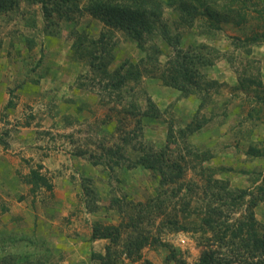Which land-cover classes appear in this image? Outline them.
<instances>
[{"label":"rangeland","instance_id":"obj_1","mask_svg":"<svg viewBox=\"0 0 264 264\" xmlns=\"http://www.w3.org/2000/svg\"><path fill=\"white\" fill-rule=\"evenodd\" d=\"M197 1L195 5L226 12L223 17L228 21L211 28L202 15L188 23L177 9L164 6L161 24L145 36V52L128 33L94 18L86 10L87 1L71 21L57 16L46 19L41 6L27 0L0 11V139L8 144V149L0 145V236L44 240L55 264H101L93 255L105 256L110 242L91 240L94 225L132 222L137 231L177 249L180 258L194 264L205 249L202 219L209 176L203 171L214 170V178L229 182L232 190L257 193L264 176V42L251 46L246 39L264 35V20L255 12L264 7V0ZM164 28L180 38L185 53L205 62L198 66L205 80L220 84L212 90V104L200 114L212 118L211 125L194 135L183 136L179 131L192 121L199 99L182 98L156 78L162 67L155 68L174 55L163 37ZM102 35L104 41L93 46ZM78 36L85 39L76 50ZM245 49L253 53L247 55ZM125 62L137 66L142 77L114 89L106 74ZM245 79L256 83L239 88ZM149 99L162 116L144 117L141 134L137 117L148 110ZM171 125L174 130L169 133ZM128 138L133 145L165 150V160L178 162L186 171L185 190L178 194L175 188L169 189L161 198V209L152 208L140 216H134L139 211L136 206L150 203L160 193L158 175L141 167L110 170L106 166L110 161L106 151L117 146H124L132 160L140 158L132 145L125 146ZM250 147L260 154H249ZM197 152L207 157H195ZM38 165L53 190L43 188L32 194L23 179ZM85 185L97 192L95 212L87 208V203L94 204ZM113 199L129 205L120 213L111 207ZM245 210L246 206L228 208L227 216L233 219ZM255 213L264 228V201ZM173 221L188 230L174 231ZM134 228L125 227L122 239ZM32 247L19 242L7 251ZM168 247L147 246L141 258L121 255L117 264H166Z\"/></svg>","mask_w":264,"mask_h":264},{"label":"trees","instance_id":"obj_2","mask_svg":"<svg viewBox=\"0 0 264 264\" xmlns=\"http://www.w3.org/2000/svg\"><path fill=\"white\" fill-rule=\"evenodd\" d=\"M18 0H0V11L7 12L11 10ZM32 4H38L42 8L43 15L46 19H55L71 21L75 13L81 12L82 2L87 1L86 10L96 19H99L105 26L114 30H121L128 33L133 41H135L139 49L145 52L143 45L145 36L154 28L161 24L162 11L164 6L177 9L184 21L190 23L197 16H207V21L211 28H217V25L222 21H228L223 17L224 13L212 10L205 5H195L197 0H27ZM200 11V8H204ZM230 12V10H229ZM228 12V13H229ZM235 12L231 9V13ZM260 20H264V7L255 11ZM230 14V13H229ZM238 24V23H237ZM163 37L167 44L173 47L174 55L166 65L155 69L161 71L160 76L156 77L161 80L165 86L171 87L180 92L182 98L196 96L199 99L198 110L192 121L186 126L184 131H179L183 136L201 132L206 126L211 125L212 118L206 116L201 117L202 110L207 108L213 102L212 90L215 86H220L217 81L205 80L200 73L198 66L205 64L203 60L192 56V53H185L180 47V38L171 35L164 28ZM84 37L78 36L74 43V48L81 49L84 44ZM104 41V35L96 42L93 41V46L96 43ZM248 45H257L264 42L263 34H255L246 39ZM247 45V46H248ZM246 46V47H247ZM158 53L159 50L154 48ZM247 55L253 53V49H245ZM151 58L150 55H148ZM97 59V58H95ZM94 59V60H95ZM146 62V61H145ZM91 66L95 63L92 61ZM111 78V85L114 89H121L128 81L140 80L142 77L141 71L137 66L130 62H125L121 67L115 70L112 74H106ZM254 80V79H253ZM253 80L245 79L239 84V88L245 89L248 84L256 83ZM260 84L261 83H258ZM13 103L9 102L8 107H12ZM172 109V107H170ZM255 109H251L250 117H252ZM162 116L161 111L156 107L154 102L149 99L148 110L143 112L141 117H137V128L142 134L143 118H156ZM174 127L171 125L169 133L173 132ZM8 135V134H7ZM125 146L132 145L141 153L138 160H132L126 153L124 146H117L116 149H108L106 155H110V161L106 166L113 170L116 167L126 166L129 170L144 168L150 171L153 175H158L160 178V193L158 197L146 204H138L139 211L134 216H140L146 210L152 208L161 209L162 199L169 193V189H173L175 193H181L185 190L186 171L176 161L167 162L165 156L166 151H156L153 147H147L144 144L133 145L131 139H124ZM0 145L4 149H8V144L0 139ZM249 154H260V152L250 147ZM195 157L205 159L204 154ZM94 165L98 163L94 162ZM42 166L30 170V173L23 179L24 182L31 186V193L36 194L41 189L48 191L53 190L50 179L41 174ZM208 174V185L206 188V206L202 219V233L205 249L202 251L200 258L194 264H264V228H260L256 219L255 209L264 201V176L261 185L257 187V193H253L248 189L232 190L229 182L215 179L216 172L212 169H206L203 173ZM88 182V180L86 181ZM90 183V182H88ZM89 185V184H88ZM86 195L90 197L94 205L87 203V208L91 212L98 210L95 204L98 198L96 190H92L85 185ZM164 194V196H162ZM111 207L116 208L120 213L124 212L129 205L120 199H113ZM131 206H134L131 204ZM230 210H242L246 206V210L239 217L229 218L227 216L228 208ZM225 207V208H224ZM239 207V208H238ZM138 218V217H137ZM138 221V220H137ZM174 231H186L188 228L182 225H177L176 221L172 222ZM134 228V224L126 223L118 226H105L101 223H96L93 227L91 240H109V245L106 248L107 254L93 255L99 259L101 264H117V259L121 255H126L128 258H141L142 250L151 245L161 244L168 247L166 243H161V240L150 237L148 234L137 231L134 228L130 236L123 240V229ZM25 242L33 247L28 251L12 252L7 251V248L13 245ZM170 255L167 256L166 264H187L178 256L181 254L177 249L168 247ZM117 249V250H116ZM119 250V251H118ZM53 251L50 250L45 241L34 239V237L11 238V236H0V264H55ZM146 264H152L149 261Z\"/></svg>","mask_w":264,"mask_h":264}]
</instances>
